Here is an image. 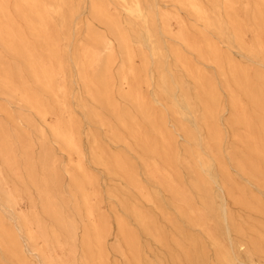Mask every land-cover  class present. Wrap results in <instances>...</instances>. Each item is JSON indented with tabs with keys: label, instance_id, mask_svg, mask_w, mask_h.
I'll return each instance as SVG.
<instances>
[{
	"label": "rangeland",
	"instance_id": "obj_1",
	"mask_svg": "<svg viewBox=\"0 0 264 264\" xmlns=\"http://www.w3.org/2000/svg\"><path fill=\"white\" fill-rule=\"evenodd\" d=\"M72 1L74 5L79 4L75 24L69 31L74 47L84 44L87 39L96 35L111 37L108 35L109 30L91 14L93 2L104 9L107 17L119 25V29L127 31L130 28L127 25L129 17L116 0ZM142 1L146 6L154 5L158 28H160L158 18L160 12H166L179 16L192 33L202 30L187 11L175 6L169 0ZM11 14L16 15L13 10ZM166 22L170 32H176L174 21ZM21 25L24 26L23 23ZM88 27L92 35L87 32ZM23 30L29 40L35 38L34 34L30 36V32L25 27ZM127 34L131 43L130 51L135 55L133 66L139 70L142 67L140 50L133 41L134 34L130 30ZM158 36L166 48L168 46L183 51L180 44L171 36L163 35L161 32ZM59 40L61 47L65 49V42L62 38ZM252 40L253 36L250 33L243 38L246 45L251 44ZM218 48L234 64L247 70V77L251 79V89L256 92L260 86L256 76L258 74L264 76V68L234 46L229 47L221 42ZM68 50L70 52L72 47ZM115 52L116 60L107 71L108 95L115 109L114 114L90 102L86 96V87L83 84L85 77L92 81L96 80V71H81L77 74L71 65V71H66L69 96L65 104L76 121L75 138L81 154L84 174L75 169L76 154L54 138L48 127L57 121L67 125V119L61 114L58 104L33 84L29 72L22 71L21 79L27 91L37 99H41L50 112L51 115L46 123L36 115L35 111L24 107L0 87V150L2 151L0 180L4 189L10 191L17 200L14 206L9 205L5 201L4 194H0V264H43L42 258L48 254L47 252L64 262L72 260L74 264H84L82 258L85 249L81 243L86 237L92 241V222L103 229L105 227L104 264H174L166 248L145 233L131 214L125 211L117 199L110 194L118 195L119 199H129L130 204L147 217L150 227H157L164 232L170 246L169 250L179 258V264H192V262L189 263L182 255V250L172 242L173 239L183 244L182 237H179L172 227H180L184 234L198 241L205 252L204 264H220L205 234L206 229L218 237L225 248H229L226 226L220 222L222 216L218 189L214 185L209 188V193L213 196L214 208V213L209 214L205 208V202L208 203V200L202 199L192 186L196 179L204 181L205 177L197 168L193 156L191 157L194 143L177 132V118L165 114L161 104L155 102L159 72L154 71L153 67L148 71H135L136 80L134 82L130 80L131 88L147 103L156 127L162 129V134L168 142L162 141L161 136L152 133L148 128L145 130V137L146 141H150V146H147L130 133L137 125L134 121L131 123L126 114L133 116L138 126L145 125L140 117L135 115L132 104L121 97L126 90H122L119 82L122 49L116 42ZM183 52L190 64L202 70L200 72L205 79L212 82L217 93V103L212 110L213 116L205 120L203 135L210 148L208 154L213 159V177L226 191L225 206L232 227L229 236L235 250L237 244L244 245L238 253L239 262L235 264H264L262 253L264 251V162L257 154L250 151L254 144L247 145L248 131L245 130L244 122L237 118L238 111L241 109L245 112L250 124V135L254 138L253 143L264 150L263 122L256 116L255 107L240 93H236L231 86V91L235 92L239 99L236 107L232 105L229 92L225 88L224 77H221L213 66L201 62L193 54ZM4 57L6 58L1 62L2 67L14 61L10 57ZM171 70L175 77L183 80L192 94L193 81L179 68L175 70L171 68ZM4 72L7 71H0V77ZM224 74L227 76V71ZM14 81L18 82L17 79ZM180 108L183 110V107ZM89 112L102 118L107 125L101 127L88 120L85 114ZM122 124H127L128 129ZM181 124L186 130L195 132L190 117L184 118ZM4 142H6V150L1 149V143ZM97 152H100L105 159L116 161L124 179L113 177L95 163L94 156ZM7 157L12 160L11 166L5 162ZM153 163L158 165L162 173L167 172L171 176L176 187H171L168 175L159 176V185L148 178L147 170ZM125 188H129L127 193L124 191ZM183 190L186 192L184 204L181 198ZM143 195H148L149 198L145 199ZM88 207H91L93 212V218L90 219L86 215ZM189 208L196 217H201V227L187 223L184 214ZM25 223H29L30 227L24 228ZM70 225L75 227V252L72 258L68 256V247H66L68 243L64 242L67 235L65 227ZM120 227H124L123 232L120 231ZM27 228L38 236V240L32 242L27 240ZM52 232L61 236L65 244L64 250H59L55 246H44L43 237L46 238V242H52ZM10 240L13 241V246L8 245ZM131 241L133 244H130ZM33 247L39 249L38 254L32 251ZM133 249H136V260L131 255Z\"/></svg>",
	"mask_w": 264,
	"mask_h": 264
},
{
	"label": "bare ground",
	"instance_id": "obj_2",
	"mask_svg": "<svg viewBox=\"0 0 264 264\" xmlns=\"http://www.w3.org/2000/svg\"><path fill=\"white\" fill-rule=\"evenodd\" d=\"M116 1L129 17L127 25L130 28H128L127 31L130 30V32L134 34L132 35L133 41L140 50L142 67L139 70L135 69L133 66L135 55L130 51L131 43L127 36V31L119 29V25L107 17L104 9L100 5L93 2L91 14L94 19L109 30L108 35L111 37L108 38L106 36L96 35L87 39L84 44L74 47L72 36L69 35V31L71 26L75 24V16L79 10V4L74 5L72 0H0V71H7L0 77V87L7 91L10 97L19 101L24 107L35 111L36 115L46 123L49 115H51L50 112L44 106L41 99H37L27 91L25 83L21 79L22 71L29 72L33 84L37 86L42 93L49 95L55 103L58 104L61 114L67 119V125L57 121V123L55 122L52 126L48 127L54 138L61 141L67 149L76 154L77 160L75 169L84 174L81 154L75 138L76 121L65 104L69 96L66 71H71L70 65L75 68L77 74L81 71H96V80L92 81L85 77L83 84L86 87V96L90 102L114 114L115 109L108 95L109 79L107 77V71H109L112 63L116 60V42L122 49V53L120 54L122 61L119 67V71H121L119 74V82L122 90H126L121 97L123 100L132 104L135 115L139 116L145 125L144 127L138 126L135 118L126 114L127 119L131 123L134 121L137 125L130 133L138 137L139 142L150 146V141H146L145 137V130L148 128L152 133L161 136L162 141L167 142V140L162 134V129L156 127L155 121L148 111L147 103L139 93L131 88V81L134 82L136 80L135 71H148L153 67L152 69H154V71L159 72L155 102L161 104L165 114L167 113L177 118V132L181 133L186 140L194 143L191 157L193 156L197 168L201 170L205 177L204 181L196 179L192 186L194 190L201 195L202 199L208 200V203L205 202V208L209 214L214 213L213 196L209 193V188L211 185H214L219 191L222 216L220 222L224 223L226 226L225 232L226 235H228L229 248H225L218 237L209 230L206 229L205 234L209 238L210 244L214 249L217 261L220 264H235V262H239L237 258L238 253L244 245L237 244L235 250L234 244L229 236L232 227H230V217L225 206L226 191L223 185L213 177V159H211L208 154L210 148L207 146L206 137L203 135V124L205 120L213 116L212 110L217 103V93L212 82L205 79L200 72L202 70L190 64L189 59L183 51L193 54L201 62L213 66L220 76L224 77L225 88L229 92L233 106L236 107L239 103L236 93H240L247 99L255 107L254 112L263 122L264 130V76L260 74L256 76V80L260 82V86H258V90L254 92L251 89V79L247 77V70L234 64L226 55L222 54L218 48V44L221 42L229 47L234 46L248 56V58L254 60L260 67L264 68V0H169L175 6L187 11L193 17L196 24L202 27V30L195 31L194 33L189 31L188 27L179 16L176 14L171 15L166 12H160L159 17L157 15L160 19V28H158L154 5L146 6L143 4L142 0ZM12 10L16 15L11 14ZM170 20L174 21L177 28L174 33L172 31L170 32L167 28L168 23L166 21ZM21 23H23L24 26H22ZM24 27L30 32V36L32 37L34 34L35 38L29 40L28 36L24 33ZM88 31L90 35H92L89 27L87 28V32ZM160 32L176 40L183 48V51L168 46L166 48L159 39L158 35ZM247 33L253 36L252 43L249 45H246L243 41ZM59 38H62V41L65 42V49L61 47ZM70 47H72V50L69 52L68 49ZM143 48L146 50L143 51ZM4 56L10 57L14 61L11 62V64L9 63L8 66L2 67L3 65L1 62L6 58ZM171 68H174V70L179 68L193 81L194 91L192 94L185 86L183 80L178 79L172 74L171 71L173 70H171ZM225 71L228 73L227 76L224 74ZM14 79H17L18 82L14 81ZM231 86L236 90V93L231 91ZM180 107H183V110ZM240 110L241 109L238 111L237 118L244 122L243 125L245 126V130L248 131L247 145L254 144L253 148L249 150L257 154L259 159L261 158L264 162V150L259 149L255 143H253L254 138L250 135L249 121L247 120L245 112ZM85 115L88 120L101 127L107 125V123L97 115H93L90 112ZM187 117L192 119L195 132L186 130L181 124L182 120ZM122 126L128 129L127 124H122ZM105 128L107 127H104V129ZM204 128L206 129L205 125ZM1 147L2 150H6V142L1 143ZM1 152L0 150V153ZM116 152H118V150H116ZM94 159L95 163L104 168L105 171L113 177L124 179L116 161L105 159L100 152L95 153ZM5 162L8 166L12 165V160L8 157L5 158ZM239 171L243 172L242 170ZM161 175L167 177L168 173H162L155 163L147 170L148 178L157 185L160 184L158 178ZM1 177L2 174L0 171V179ZM170 177L171 176L168 175L171 187H176ZM85 178L84 175V179ZM89 178H87V180H89ZM128 190L129 188H125L124 191L127 193ZM1 193L4 194L6 203L13 206L16 204V198L10 191L4 189V185L0 180V194ZM110 195L117 199L125 211L131 214L134 221L145 233L150 235L158 244L166 248L171 259L174 260V264H179V258L169 250L170 246L164 232L157 227H150L147 217L136 207L131 205L130 201H128L129 199H119L116 194ZM143 197L145 199L149 198L148 195H143ZM181 198L184 204L186 198V192L184 190ZM86 215L89 219L93 218L91 207L87 208ZM184 216L188 224L201 227V217H196L192 209H187ZM170 223H172V221ZM173 224L175 223L173 222ZM71 225L70 227H65L67 235H65L64 242L68 243V246L66 245V247H68V256L72 258L75 252V227ZM92 226V241H89V238L86 237L81 243L85 249L82 258L83 263L104 264L103 239L105 236V227L104 229L103 227H98L95 222H92ZM25 227H30V224L25 223L24 228ZM120 228V231L123 232L124 227ZM172 229L179 237H182L183 244H179L173 239L172 242L182 250V255L185 256V259L189 263L192 262V264H204L205 252L199 246L198 241L184 234L180 227H172ZM51 236L52 242L48 241L51 243L50 245L46 242V238L43 237L44 246H55L59 250H64L65 244L62 242L61 236L54 232H52ZM26 238L31 242L38 240V236H35L30 228L26 229ZM130 244H133V241H131ZM8 245L13 246V241L10 240ZM246 249H248V245ZM135 250L136 249H133L131 251L134 260L137 259ZM32 251L37 254L39 253V249L34 247ZM47 253L48 254L42 258L43 264H74L72 260L71 262L67 260L64 262L59 258L56 259L52 253ZM262 253L264 254V251H262ZM129 260L131 259L129 258Z\"/></svg>",
	"mask_w": 264,
	"mask_h": 264
}]
</instances>
